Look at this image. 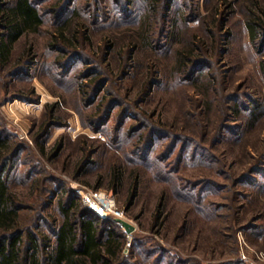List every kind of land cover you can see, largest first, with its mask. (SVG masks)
<instances>
[{
	"label": "rangeland",
	"instance_id": "374dc122",
	"mask_svg": "<svg viewBox=\"0 0 264 264\" xmlns=\"http://www.w3.org/2000/svg\"><path fill=\"white\" fill-rule=\"evenodd\" d=\"M121 2H75L81 15L63 37L88 63H78L72 75L55 64L58 53L48 44L60 32L51 21L14 45L10 65L0 73V128L24 148L10 176L13 193L27 207L23 216L30 223L38 214L59 221V201L67 206L80 202L83 208L90 207L88 198L105 195L115 203L108 216L135 228L128 234L122 227V256L131 263L151 264L166 250V262L173 257L187 264H264V47L259 36L252 42L249 27L264 23V0H173L169 12L166 0H130V7ZM148 16L153 20L147 49L142 43ZM84 30L86 35L78 34ZM27 54L28 61L35 60L32 78H10L6 72L22 66ZM125 56L132 66L120 73ZM180 57L208 62L196 85H184L178 76ZM93 67L96 79L111 80L97 105L116 95L125 108L140 100L145 83L161 82L145 104L131 108L135 118L126 121L122 141L111 143L108 136L118 132L121 108L105 125L106 133L95 131L89 118L97 119L101 111L86 109L88 97L78 96L74 76L85 82L84 74ZM208 86L212 93H206ZM233 100L242 109L230 123L237 135L227 133L228 141L214 145V128L223 123L222 113L234 106ZM257 106L253 124L249 109ZM50 117L54 126L41 152L35 139ZM153 124L179 136V148L188 142V154L172 179L127 164V153ZM132 126H143L136 139L128 132ZM168 147L169 139L162 140L156 152L164 155ZM194 148L200 156L192 160ZM255 167L261 174L242 177ZM241 178L245 182L237 184ZM206 181L209 186L201 188ZM195 184L199 187L193 191ZM147 252L153 255L146 257Z\"/></svg>",
	"mask_w": 264,
	"mask_h": 264
},
{
	"label": "trees",
	"instance_id": "16d2710c",
	"mask_svg": "<svg viewBox=\"0 0 264 264\" xmlns=\"http://www.w3.org/2000/svg\"><path fill=\"white\" fill-rule=\"evenodd\" d=\"M76 1L0 0V73H4L10 65L14 45L24 35L42 32V29L47 25V21H51L52 28L60 32L59 35H52L56 41L48 45L51 51L58 53L55 64L59 65L62 73L68 75L71 73L72 75L79 68L77 66L78 63H88L85 55H83L84 53L79 52L71 42L63 37V31L67 25L81 15L80 9L74 7ZM123 1L121 3L125 6L130 7L129 5H132L130 0ZM157 1L161 2V0H154V2ZM172 1L166 0V10L168 12L170 11L169 4ZM151 2L153 3V0ZM97 10L98 8H95L94 12ZM150 10L154 12L155 7L151 6ZM97 14L94 16L95 19ZM164 16L168 18L166 13ZM164 16L162 15L163 19L165 18ZM148 18L146 20L148 24L144 27L146 34L143 35L142 43V48L147 49L152 43L147 36L150 28L148 25L153 20L150 16ZM249 27L252 42L255 43L259 36L260 44L264 47V23L252 22V24L249 23ZM80 33L81 35H86L85 30L80 31L78 34ZM262 51L260 50V52ZM218 52L223 53L224 50L218 48ZM29 55L27 54L24 62H21L20 65L22 66H16L14 70L6 72L10 78H32L31 71L35 60L28 61ZM193 59L189 57H180L179 59L176 71L179 72L178 76L185 82V84L183 83L184 85H196L201 73L209 68L206 60ZM127 60L126 56L122 58L120 73H126L131 68L132 65ZM190 62H192V65ZM105 70L108 77H110L109 65ZM97 73L98 71L95 67L88 69L84 74L85 76H83L86 79L85 82H79L80 78L76 75L74 76L75 80H77L76 90L78 91V96L82 100H86L85 97H88L85 101L86 109L94 107L92 110L101 111L97 119L94 117L89 118L94 123V125H91L95 131L104 132L105 125L111 120L113 112L121 108L119 112V128L117 134L114 135L115 138L114 136L111 138L108 133L107 135L111 143L122 141V136L125 134L123 129L126 121L130 118H135L134 114H130L131 108H138V105L145 104L147 98L151 96L156 87L161 85V82L153 79L145 83L141 90L140 100L133 103L128 102L129 105L125 104V108L119 99L120 97L116 95L108 100L104 97L101 104L97 105L99 94L111 82V77L96 79ZM210 77L213 78V75ZM211 85L212 88L215 84H212L211 81ZM211 88L208 86L206 93H212L213 89ZM233 102L235 103V100ZM258 107L249 109L250 116L254 118L252 123H255L256 117L260 113V108ZM241 110V106L237 103L232 108H225L221 116V122L223 123L214 128V145L228 141L226 138L227 133L237 135L236 131H230V123L233 119L232 117H234L233 115H241ZM153 125L150 126L147 136H140L141 142L127 153V164L135 165L141 170H153L157 176L165 175L169 176L168 179H172L174 173L179 170L188 154V142L184 141L179 148L181 144L179 136L171 135L173 133L167 131L168 129L165 127ZM53 126L54 121L50 117V120L43 125L35 139L41 152H44V140L50 134V129ZM140 127L132 126L128 131L129 135L131 134L134 139L138 138L137 134L143 129V126ZM166 139H169L166 155L158 154L156 152L158 144ZM125 146L128 147L127 145H122L124 148ZM23 149L22 144H19L15 137L8 135L6 130L0 128V264H134L130 262L129 258L122 256L126 238L122 226L117 223L116 219L111 217L102 218L89 206L85 205L82 208L80 202L70 201L69 206H67L65 202L59 201V206H57L58 214L61 217L59 221L56 219H44L39 214L33 217L32 223L26 220L23 213L27 210V207L13 193L10 177ZM61 149L62 147L60 146ZM176 151L175 162H170V156L174 155ZM189 155L192 160L200 156L196 148ZM206 161H209L208 158H204L203 162L206 163ZM88 163L89 160L85 162L84 166ZM256 174H261L259 167L251 169L249 175L242 177L247 178ZM117 177L115 172V179ZM244 178H241L236 183L245 182L246 179ZM205 186H209V182H203L201 188ZM197 187H199L198 184L197 186L195 184L193 191ZM48 207L50 208V206ZM133 246L135 247L136 244L134 243ZM162 253L165 254L163 255ZM166 253V250L159 253L155 262H151V264H187L184 260L173 257H170L166 262ZM150 255H153V253L147 252L146 257ZM223 264L241 263L238 261L225 262Z\"/></svg>",
	"mask_w": 264,
	"mask_h": 264
},
{
	"label": "water",
	"instance_id": "95a60500",
	"mask_svg": "<svg viewBox=\"0 0 264 264\" xmlns=\"http://www.w3.org/2000/svg\"><path fill=\"white\" fill-rule=\"evenodd\" d=\"M90 207L98 213L99 216L102 218H108V213L105 211V209L96 201V199L92 198L90 200ZM117 223H119L128 234H132L135 231L134 226H132L130 223L126 222L123 219H116Z\"/></svg>",
	"mask_w": 264,
	"mask_h": 264
},
{
	"label": "bare ground",
	"instance_id": "6f19581e",
	"mask_svg": "<svg viewBox=\"0 0 264 264\" xmlns=\"http://www.w3.org/2000/svg\"><path fill=\"white\" fill-rule=\"evenodd\" d=\"M100 200H102V201H100L101 203H104L105 204V208H107V210H113V208H114V206H115V203L113 202V201H109L108 199H107V197H104V196H101L100 197ZM98 202V201H97ZM99 203V202H98ZM101 205V204H100Z\"/></svg>",
	"mask_w": 264,
	"mask_h": 264
},
{
	"label": "built area",
	"instance_id": "2783aa9c",
	"mask_svg": "<svg viewBox=\"0 0 264 264\" xmlns=\"http://www.w3.org/2000/svg\"><path fill=\"white\" fill-rule=\"evenodd\" d=\"M101 196H104V197H107V196H105V195H101ZM101 196H96L94 199H96V201H98L99 202V204H101V206L105 209V211L109 214L110 212H112V209L111 210H107V208H105V204L104 203H101L100 201H102V200H100V197ZM92 199V197H90V198H88L87 199V202H88V204H90V200ZM107 199L110 201V197H107ZM120 214H118V216H119Z\"/></svg>",
	"mask_w": 264,
	"mask_h": 264
}]
</instances>
